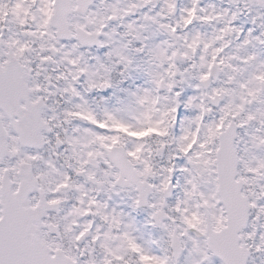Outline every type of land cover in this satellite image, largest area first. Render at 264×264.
<instances>
[{
  "label": "snow or ice",
  "instance_id": "obj_1",
  "mask_svg": "<svg viewBox=\"0 0 264 264\" xmlns=\"http://www.w3.org/2000/svg\"><path fill=\"white\" fill-rule=\"evenodd\" d=\"M0 264H264V0H0Z\"/></svg>",
  "mask_w": 264,
  "mask_h": 264
}]
</instances>
